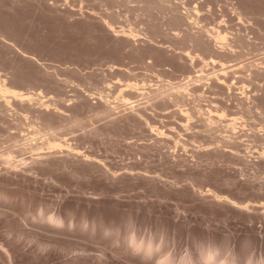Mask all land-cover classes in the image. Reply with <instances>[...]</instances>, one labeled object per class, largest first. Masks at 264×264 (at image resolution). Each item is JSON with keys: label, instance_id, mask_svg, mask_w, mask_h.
Instances as JSON below:
<instances>
[{"label": "rangeland", "instance_id": "rangeland-1", "mask_svg": "<svg viewBox=\"0 0 264 264\" xmlns=\"http://www.w3.org/2000/svg\"><path fill=\"white\" fill-rule=\"evenodd\" d=\"M140 1L0 0V85L34 92L19 100L0 91V264H139L80 223L116 222L129 213L166 224L181 243L231 234L264 249V0H184L217 9L200 5L213 19L220 14L206 21L226 23L232 45L233 34L252 39L245 58H254L253 72L262 75L250 79L251 66L238 73L250 85L242 101L213 100L218 95H204L206 85L195 94L194 84L182 93L188 100L180 98L175 82L214 67L198 59L195 69L180 49L188 42L167 25L157 42L114 32L106 22L113 12L127 27H148ZM236 8L246 23L233 19ZM204 9L207 17L198 20L208 18ZM200 23L193 27H208ZM37 208L63 219L34 223Z\"/></svg>", "mask_w": 264, "mask_h": 264}, {"label": "bare ground", "instance_id": "bare-ground-1", "mask_svg": "<svg viewBox=\"0 0 264 264\" xmlns=\"http://www.w3.org/2000/svg\"><path fill=\"white\" fill-rule=\"evenodd\" d=\"M113 1V0H112ZM136 1H138V0H136ZM142 2L144 1L145 2V9H147V11H146V13L145 14H148L147 15V18L149 17V20H148V24H146V21H145V25H148V27L146 26H144L145 28H143V26H142V28L140 27L139 29L136 27V26H134V25H132V23L134 24V22H132V23H129V25H128V27H127V25H125L124 23H123V21H124V19H123V21L121 20H118L119 19V17H120V15L118 14V16L119 17H116V15L117 14H109L108 15V17L110 18H108V19H106V22L108 23V25L114 30V32L116 31V32H118V33H121V35H126V36H128V37H131V38H135V39H139L140 37L141 38H151L150 40H153V41H156V39L154 38V37H157V36H161L162 35V33L165 31V29H163V27H165V25H167L166 27H168V29L170 28L171 30L170 31H173L174 30V34L176 35V37H178L179 36V38L178 39H180V41H181V43H184V42H188L190 45H188V43H187V47H184L183 46V48H180V46H179V48L180 49H183V52H184V55L187 57V59L190 61V62H193L194 60H198V59H200L202 62H203V64H205V65H203V67L204 66H206V65H208V66H213L214 68V70H212V72H211V74L210 75H206V74H208V72L206 73V74H204L205 73V71H203V69H198V68H196V65H195V63H194V65H192V66H194L195 67V69H198V70H196V71H194V74H196L195 76L193 75H191L190 73L188 74V75H186L183 79L185 80H183V82L182 81H179V82H175V84H174V86L173 87H175L176 89L178 88V90L177 91H179L178 93H181V94H178V96L180 97V98H182L183 99V97L185 96L184 94H182V93H184V90H186L189 86L188 85H192V84H194V86L193 87H195V89H193L192 90V87H191V90H192V92H194V90H199V88H200V86L202 87V86H207L208 87V89L209 90H206V91H204L205 93H204V95L206 94V93H208V91L211 93V90H212V93L211 94H213V93H215L216 95H218V97L217 96H215V94H214V96H215V98H213V95H212V98H213V100H241L242 101V99H243V96L244 95H246L245 93H246V89L248 88V86H250V85H247V83L245 82V80H244V78H245V75L243 76L242 75V78L240 77L241 76V74L239 75L238 73H240V72H242L243 71V69L242 68H245L246 67V69L248 68L247 66H251V68L249 69L250 70V76H251V78L250 79H255L254 81H256V78H258V79H260L259 77H260V75H262V73H261V71H258V70H260V69H256L257 71H255V72H253V70H255L252 66H254V63L253 62H256L255 61V59L253 58L252 60H247V58H249V55L248 54H250V53H253L252 51H249V46L251 45V44H253V43H251V41H252V39L251 40H247V38H245L246 36H242L241 34H237V31H236V33L235 34H237V35H234L233 34V36H234V38H235V40H233L234 42H233V44H235V45H232V38L231 37H229L228 36V28L230 27L229 26V22H231V24H232V21H229L230 20V18H228L229 20H227L226 22H228L227 24H228V30L226 31L225 29H226V27L225 26H223V24H226V23H223L224 21V19L222 20V23L223 24H221V26L222 27H225V28H223L222 29V27L221 26H219V20H218V24L216 23V25L214 26V27H209V23L210 22H208L210 19H209V16L211 17V11L213 10L214 11V8L212 7L211 9L209 8V6H207V5H205V4H208V3H203L206 7H208L211 11H208L206 8L204 9L203 7H200V5L202 6L203 4L201 3L200 5H199V3L198 4H196V5H194V6H192L191 5V3L189 4L188 2H190V1H188V2H184V0H141ZM140 1V3H142ZM196 1L197 0H195V2L194 3H192V4H195L196 3ZM199 1V0H198ZM116 2H117V0H116ZM201 2V1H200ZM204 2H206V1H204ZM221 2V1H220ZM229 2V1H228ZM114 3H115V0H114V2H113V5H114ZM128 3V2H127ZM232 3H233V1H232ZM109 4V3H108ZM112 4V3H111ZM210 4V3H209ZM208 4V5H209ZM222 4V3H221ZM218 5V6H222V5ZM203 5V6H204ZM226 5H229V4H226ZM115 6V5H114ZM143 6V5H142ZM211 6H212V3H211ZM223 6H224V4H223ZM223 6H222V8H223ZM232 6V5H231ZM237 6V5H236ZM226 7V9L225 10H227V11H232V10H230L231 8H230V6H225ZM227 7H229L228 9H227ZM235 7V6H234ZM238 7V6H237ZM130 8V7H129ZM143 8V7H142ZM141 8V9H142ZM215 8H216V6H215ZM219 8V7H218ZM201 9H204L206 12H208V18H204V17H207V15H206V13H204L203 15H202V13L203 12H201ZM223 9V10H224ZM233 9V8H232ZM219 10H222V9H219ZM218 10V11H219ZM223 10H222V12H223ZM224 10V12H225V15H226V11ZM204 11V12H205ZM216 11V12H215ZM214 12L215 13H217V9L215 10ZM239 11V10H238ZM237 11V8L235 9V14H234V18L233 17H231V18H233V19H238L239 21H245V17L244 16H242V14H241V12H238ZM112 12V11H111ZM210 12V13H209ZM214 12H212L213 14H215ZM224 12H223V14H224ZM116 13V12H115ZM200 13H201V16H204V15H206V16H204V17H201V16H199L200 17V19L201 18H203L204 19V22H206L207 24H208V27L206 28L205 26L204 27H199V26H197V27H193V26H196L197 24L196 23H199V24H201L200 22H202V20L203 19H201V20H198V15H200ZM220 13H221V11H220ZM230 12H227V17L229 16L228 14H229ZM233 13V12H232ZM243 13V12H242ZM210 14V15H209ZM212 14V15H213ZM231 14V13H230ZM124 15V14H123ZM219 15V17H220V14H218ZM218 15H216L215 14V18L216 19H213V16L211 17V19H213V20H216V22H217V19H219V17H218ZM244 15V14H243ZM218 18H217V17ZM221 16H223L222 15V13H221ZM233 16V15H232ZM235 16L237 17L238 16V18H235ZM118 18V19H116V18ZM121 18V17H120ZM165 18L167 19V20H165ZM224 18H225V16H224ZM245 18V19H244ZM146 19V18H145ZM208 19V21H206ZM226 19V18H225ZM233 19H231V20H233ZM126 20V19H125ZM162 20H165V21H162ZM127 21H129V18L127 19ZM210 21H212V20H210ZM236 21V20H235ZM239 21H238V23H239ZM143 22V21H142ZM141 22V23H142ZM196 22V23H195ZM195 23V24H194ZM205 23V24H206ZM212 23V22H211ZM215 23V22H214ZM214 23H212L213 25H214ZM233 23L235 24V25H238V24H236L237 23V21H236V23L234 22V20H233ZM245 23H246V21H245ZM245 23H244V25H245ZM117 24H119V26H117ZM143 24H144V22H143ZM194 24V25H193ZM206 24V25H207ZM240 24H243V23H239V26H240ZM248 24V23H247ZM219 26V27H218ZM234 25H232L231 26V31H232V28L233 29H235V27H233ZM119 27H120V29H119ZM191 27L192 28H197L196 30H197V32H199V28H201V32L200 33H194L193 31H189V30H191ZM247 27V26H246ZM252 27V26H251ZM248 28H249V26H248ZM164 31H163V30ZM167 29V30H168ZM189 29V30H188ZM195 29H193L194 31H196ZM237 29V28H236ZM240 29V28H239ZM244 29H245V27H244ZM243 29V30H244ZM163 31V32H162ZM230 31V32H231ZM235 31V30H234ZM251 31V30H250ZM184 33V34H182L181 35V33ZM193 32V33H192ZM239 32V31H238ZM253 32V31H252ZM165 33V32H164ZM163 33V34H164ZM231 33H233V32H231ZM241 33H242V31H241ZM248 33V32H247ZM243 34V33H242ZM165 35V34H164ZM173 35V34H172ZM175 35H173V37L175 36ZM231 35V34H230ZM245 35V34H244ZM249 36V35H248ZM249 38V37H248ZM256 38V37H255ZM229 39H231V41H229ZM149 40V41H150ZM257 40V39H256ZM157 42V41H156ZM156 42H154V43H156ZM160 44H166V42H162V40L161 41H158ZM254 42V41H253ZM177 43V42H176ZM171 45V44H170ZM169 45V46H170ZM182 45V44H181ZM254 45V44H253ZM256 45H257V43H256ZM161 46V45H160ZM164 46V45H163ZM192 46V47H191ZM258 46V45H257ZM257 46H256V49H257ZM194 47V49H191V48H193ZM253 47V46H252ZM250 48V50L251 49H253V48ZM246 50H248V51H246ZM263 51V50H262ZM258 52V51H257ZM248 55V56H247ZM252 56H253V54H251ZM255 56H256V54H254ZM264 55V54H263ZM247 56V58H245ZM251 56V57H252ZM184 56H182V58H183ZM254 57V56H253ZM259 58H256V60H258ZM260 59H261V63H260V67L262 68L263 67V65L264 64H262V63H264V56H263V58L262 57H260ZM185 61V60H184ZM232 61H233V63H232ZM247 61H249L248 63H249V65H248V63H247ZM258 61V62H259ZM200 62V61H199ZM257 62V63H258ZM191 64V63H190ZM200 64V63H199ZM218 64H219V66H218ZM218 66V68H216L217 66ZM198 66V65H197ZM200 66H202V65H200ZM257 65H255V67H256ZM193 67V68H194ZM202 67V68H203ZM207 69V68H206ZM263 69V68H262ZM211 70V69H210ZM241 70V71H240ZM248 70V69H247ZM246 70V71H247ZM249 70H248V72H249ZM264 70V69H263ZM208 71V70H207ZM196 72V73H195ZM209 72V73H210ZM193 73V72H192ZM253 73H254V76H253ZM264 73V72H263ZM242 74H243V72H242ZM249 74V73H248ZM208 76V77H207ZM255 76H257V77H255ZM244 77V78H243ZM253 77V78H252ZM4 78V77H3ZM208 80V81H210V82H208L206 79ZM248 78V79H249ZM203 79H205V81H207V82H202L203 81ZM259 81V80H258ZM3 82H4V79H3ZM240 82H243V84L242 85H238ZM248 82V81H247ZM251 82V81H250ZM261 82V81H260ZM5 83V82H4ZM172 83H174V82H172ZM126 85H128V87L129 88H134V87H136L137 88V83H135V82H131V81H129ZM140 85V84H139ZM255 85H256V83H255ZM142 86V85H141ZM260 86V85H259ZM12 87V86H11ZM11 87H9V86H7L6 84H3V85H0V91H2V92H4V94H6V93H12L13 94V96H15L16 97V99H19V98H21V100H23V99H27V100H32L33 99V94H34V92H33V94H30L29 93V91H22L23 89H21V90H16V89H12ZM199 87V88H198ZM207 87H206V89H207ZM219 88L220 89V91H217V90H215V88ZM238 89H237V88ZM256 88H258V89H256V90H259L260 88L258 87V86H255ZM261 87V86H260ZM264 87V86H263ZM205 88V87H204ZM254 88V87H253ZM138 89V88H137ZM137 89H135V91L137 90ZM141 89V88H140ZM140 89H138L139 91H140ZM190 89V88H189ZM239 90V92L237 93L235 90ZM137 90V91H138ZM202 89L200 88V90H199V92L201 91ZM204 90V89H203ZM213 90H215V91H213ZM255 90V91H256ZM138 91V92H139ZM160 91V90H159ZM175 92V90L173 91V92H171L170 93V95H172L173 93ZM202 92V91H201ZM32 93V92H31ZM38 93V92H37ZM36 93V94H37ZM141 93V92H140ZM139 93V94H140ZM163 93V92H162ZM187 93V92H186ZM195 93V92H194ZM198 93V92H197ZM197 93H195V94H197ZM209 93V95H211ZM177 94V92L176 93H174V95L172 96V97H175V96H177L176 95ZM202 94V93H201ZM238 94H240V96L238 95ZM10 95V94H9ZM8 95V96H9ZM38 95V94H37ZM103 95V94H102ZM180 95H183L182 97L180 96ZM190 95V94H189ZM189 95H186V96H189ZM203 95V94H202ZM203 95V96H204ZM254 95V94H253ZM7 96V95H6ZM11 96V95H10ZM34 96H36V95H34ZM167 96H168V94H167ZM18 97V98H17ZM103 97V96H102ZM170 97V96H169ZM191 97H192V99H193V96L191 95ZM206 97V96H205ZM207 97H209V96H207ZM211 97V96H210ZM209 97V98H210ZM259 97V99L260 100H262V97H263V99H264V96H258ZM3 98V97H2ZM185 98V97H184ZM187 98V99H186ZM185 99L186 100H188V97H186ZM196 98V97H195ZM208 98V99H209ZM212 98H210V100L212 99ZM231 98H233V99H231ZM4 99V98H3ZM9 99V98H8ZM7 99V100H8ZM13 99H14V97H13ZM173 99V98H172ZM171 99V100H172ZM177 99V98H176ZM182 99H179V100H182ZM184 99V100H185ZM198 99V98H197ZM5 100V99H4ZM20 100V99H19ZM42 100V99H41ZM125 100H131V98L130 97H126L125 98ZM133 100V99H132ZM183 100V101H184ZM191 100V99H190ZM199 100H201V99H199ZM244 100V99H243ZM253 100H255V96H253ZM256 100H258V98L256 99ZM176 101V100H175ZM172 102H174V101H172ZM178 102V101H177ZM230 102V101H229ZM45 103V102H44ZM45 104H47V101H46V103ZM179 105H180V103H178ZM185 104V103H184ZM11 105V104H10ZM215 106V105H214ZM182 108H183V106H181ZM198 107V106H197ZM200 107V106H199ZM194 108V107H193ZM184 109V108H183ZM187 109H189V108H187ZM186 109V106H185V111L187 110ZM213 110V108H210V112ZM218 109H221V108H218ZM191 109H189V111H190ZM193 110V109H192ZM200 110V109H199ZM202 110H204L203 108H201V112H202ZM217 110V109H216ZM222 110V109H221ZM221 110L219 111H217V112H220V114H221ZM224 110V109H223ZM208 111V112H209ZM225 111V110H224ZM206 112H207V110H206ZM207 112V114L206 115H208L209 113ZM214 112V111H213ZM216 112V111H215ZM227 112V111H226ZM199 113V112H198ZM223 113V112H222ZM186 114H187V117H190L191 115H192V113H191V115H190V113L189 112H186ZM203 114H205V112L203 113ZM183 115V114H182ZM205 115V116H206ZM213 115V114H212ZM212 115H209V119H208V121L210 120V124H213V123H211L212 121H214V120H212V119H214V116L212 117ZM225 115V114H224ZM228 115H231V114H228ZM235 115V114H234ZM234 115H233V117H234ZM184 116V115H183ZM186 116V115H185ZM184 116V117H185ZM203 116V115H202ZM204 116V117H205ZM192 117V116H191ZM225 117V116H224ZM240 117V116H239ZM193 118H194V116H193ZM192 118V119H193ZM223 118V117H222ZM226 118V117H225ZM228 118V117H227ZM229 118H231V117H229ZM235 118H236V116H235ZM192 119H190V120H192ZM215 119H216V116H215ZM218 120H219V118H217ZM185 120V119H184ZM187 120V119H186ZM205 120V119H204ZM206 120H207V118H206ZM212 120V121H211ZM225 120V119H224ZM232 120L234 121L235 119H233L232 118ZM228 121H229V119H228ZM237 121V120H236ZM235 121V122H236ZM191 122V121H190ZM189 122V123H190ZM218 122V121H217ZM217 122H215V123H217ZM226 122V121H225ZM219 123V122H218ZM229 123V122H228ZM228 123H226V124H228ZM186 124V123H185ZM230 124H231V121H230ZM233 124V123H232ZM187 125V124H186ZM234 125H235V123H234ZM188 126H189V124H188ZM214 126V125H213ZM229 126V125H228ZM231 126V125H230ZM212 127V126H211ZM232 127V126H231ZM234 128V127H233ZM228 130V129H227ZM161 132V131H160ZM162 132H163V130H162ZM232 137V136H231ZM64 143V142H63ZM58 144H61V143H58ZM63 145V144H62ZM263 154H264V152H262Z\"/></svg>", "mask_w": 264, "mask_h": 264}, {"label": "clouds", "instance_id": "clouds-1", "mask_svg": "<svg viewBox=\"0 0 264 264\" xmlns=\"http://www.w3.org/2000/svg\"><path fill=\"white\" fill-rule=\"evenodd\" d=\"M49 216L63 219L51 209L41 211L40 208L30 219L34 223L51 224ZM80 223L85 232L101 237L119 253L137 259L139 264H264V249L250 238L237 243L231 234L220 239L213 235H193L181 243L166 224L141 223L131 213L116 222L82 217ZM205 230L209 231L207 225Z\"/></svg>", "mask_w": 264, "mask_h": 264}]
</instances>
